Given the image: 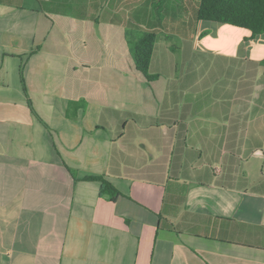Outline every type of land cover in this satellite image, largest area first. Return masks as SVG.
Returning a JSON list of instances; mask_svg holds the SVG:
<instances>
[{
  "label": "crops",
  "instance_id": "crops-1",
  "mask_svg": "<svg viewBox=\"0 0 264 264\" xmlns=\"http://www.w3.org/2000/svg\"><path fill=\"white\" fill-rule=\"evenodd\" d=\"M154 2L0 0V264H264V33L246 29L262 48L238 51L231 98L195 110L163 84L154 109L132 94L130 13L185 42L198 21L194 0H158L171 26ZM170 61L156 41L150 71Z\"/></svg>",
  "mask_w": 264,
  "mask_h": 264
},
{
  "label": "rangeland",
  "instance_id": "rangeland-1",
  "mask_svg": "<svg viewBox=\"0 0 264 264\" xmlns=\"http://www.w3.org/2000/svg\"><path fill=\"white\" fill-rule=\"evenodd\" d=\"M136 13V10L130 13L131 24L137 17ZM153 13L157 20H162L163 23L171 26L174 14H179V11L171 15L172 10L167 9V2L160 4L157 2L153 7ZM228 27L231 26L220 22L198 20L194 25L195 35L189 42H185L181 36L173 33L160 32L157 41L165 42L171 47L173 62L168 63L166 71H150L152 75H157V78L153 80H148L141 74L139 76L131 73L130 82L139 85L137 90H132V94L147 102L148 106L151 105L150 107L154 109H161L159 106H162L165 93L161 86L163 84H178L179 89L184 90L183 93H188V97L195 101L196 106H193L195 110L204 108L203 103H212L217 106L223 100L231 98V95H235L234 87L221 91L219 85L225 82L230 84L237 82L235 66L240 62L238 51L252 52L262 47L251 40L243 42V36L248 35V30L237 28L240 32L235 33L231 32ZM131 28L127 26L126 29L131 30ZM181 28L184 29L183 26ZM175 99L174 95L173 103ZM240 104H242L241 100ZM247 131L246 135L250 142L252 141V128ZM192 141L187 139V145ZM252 159L253 157L250 156L244 159L247 162L243 161V163H251Z\"/></svg>",
  "mask_w": 264,
  "mask_h": 264
},
{
  "label": "trees",
  "instance_id": "trees-1",
  "mask_svg": "<svg viewBox=\"0 0 264 264\" xmlns=\"http://www.w3.org/2000/svg\"><path fill=\"white\" fill-rule=\"evenodd\" d=\"M196 4V17L198 20L220 22L245 28L253 35L264 33V0H194ZM158 0H155V4ZM159 4L161 2H158ZM154 4V5H155ZM131 30L126 29V38L136 69L148 80L157 78L150 73L157 34L146 31L130 24ZM134 34V35H133ZM23 88L27 91L23 68L21 71ZM87 180L101 182L102 194H109L115 199L118 189L104 176H89Z\"/></svg>",
  "mask_w": 264,
  "mask_h": 264
}]
</instances>
